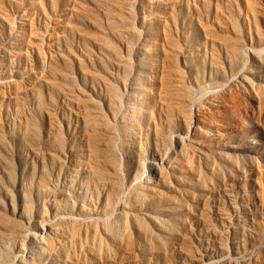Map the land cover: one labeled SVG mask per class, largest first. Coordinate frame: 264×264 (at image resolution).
Masks as SVG:
<instances>
[{
    "label": "rangeland",
    "instance_id": "rangeland-1",
    "mask_svg": "<svg viewBox=\"0 0 264 264\" xmlns=\"http://www.w3.org/2000/svg\"><path fill=\"white\" fill-rule=\"evenodd\" d=\"M88 113L99 148L160 154L151 188L110 194ZM0 215V264H264V0H0Z\"/></svg>",
    "mask_w": 264,
    "mask_h": 264
},
{
    "label": "bare ground",
    "instance_id": "bare-ground-1",
    "mask_svg": "<svg viewBox=\"0 0 264 264\" xmlns=\"http://www.w3.org/2000/svg\"><path fill=\"white\" fill-rule=\"evenodd\" d=\"M226 41H228V40H226ZM233 50H234V53L236 54L237 49L234 47ZM141 81H142V79L140 78V75H137L135 77L124 76L123 79L120 80L121 85L124 89L125 95L127 96V99L130 100L127 103L126 113L121 116V121L123 122V125L125 126V128L127 129V132H128L126 134L127 136L132 135L131 131L134 133V126L136 125V121L138 120V122H139V120L144 115V112L146 110L143 106L139 107L137 105L136 106L134 105L135 102L139 101L138 100L139 95H137V93L139 92ZM111 90H112L113 94H116L117 89L111 88ZM159 99L162 101L164 108L166 111H168V113L170 112V109L172 107L173 108L177 107V110H181L182 120H183L182 123H183L185 129L187 131H189L192 127L191 121H192L193 115L192 114L190 115V113H189L190 110H189V106H188L187 94H186L185 90L183 89V87L181 86L180 81L177 80L174 82V81L170 80L169 77H167L166 80L164 81V84L161 86V90H159ZM131 102L133 103V105L131 104ZM112 112H113V110H112ZM95 115L96 116H94V117H96L97 119L94 118L93 115L90 116L89 113L86 114V119H85V121L87 122L86 125L89 126L91 128L90 131H92L90 133L91 135H88V136H90L89 137L90 139L88 138L89 139L88 141L90 144V149H91V153H92L93 157L100 155V157L103 161V162L101 161V165L104 164L103 166H104L105 171L110 170L113 173V175H112L113 178L111 181L112 187H111V193L110 194H113L115 196V195H118L122 191L121 174L123 172L127 171L129 167H135L137 172L135 170L134 173L136 172L137 175L134 174L133 178L131 179L132 185L134 187V192L133 191H131V192H133V197L135 196L134 198H136L138 191H139V194H141L140 190L145 189V188L140 189L141 187H147V186L150 187L149 184L151 183L152 175H150V173H147V169L149 168V170L156 173V170L159 167L158 161H156V160H160V154L156 151H150L147 154V152H148L147 150L136 152V149H135L136 145H134L132 143L130 145H128V144L125 145L126 147H124V149L122 151V154L125 155V157L122 160L119 158V156H122V155L121 154L117 155L115 153V151L113 150V148H114L113 140L114 139L112 140V138H113L114 134H111L112 138L105 140L106 145L103 148H99V146H98V143H99L98 138L99 137L95 132L96 124L97 123L98 124L104 123L106 125V122L103 118H100L99 113H96ZM140 123H141V121H140ZM109 129H111V127ZM163 132L164 131L161 128L156 134L158 136L163 137L162 136ZM98 133H99V131H98ZM178 140H180V138L178 136L172 135L171 139L169 141L172 142V141H178ZM169 145H170V143H169ZM95 161H97V160H95ZM95 161H93V162H95ZM98 166L99 165H96L95 167L93 166L94 172L99 173V171H101L100 170L101 167H98ZM94 175H96V173H94ZM99 175H101V174H99ZM104 200H105V198H104ZM109 200L111 201V199H109ZM110 201H107V202H110ZM108 209L111 210L110 208H108ZM81 211L83 213L86 210L83 211V209H82ZM107 212H108V210H107ZM86 213L90 214V212H86ZM86 213H83V214H86ZM1 216L2 215H0V217ZM121 218H123V217H121ZM101 222H103V221H101ZM101 222H100V226L105 230H106V228L113 227V225L115 223L112 221H111L112 223H108V222L101 223ZM71 223H73V222H71ZM66 224H67V222H66ZM74 224L75 223H73V225ZM76 225L77 224H75V227H76ZM91 225H93V224H91ZM41 227H43V226H41ZM49 227L51 228V226H49ZM47 228H48V226H47ZM70 228H72V227H70ZM78 231H80V230H78ZM25 234H26V237H28L30 240H35V241H38L41 237L40 233H37V232H34V233L33 232L32 233L31 232H25ZM98 241H100L99 243H101V239H99ZM40 242H41V239H40ZM31 251H32V249H31Z\"/></svg>",
    "mask_w": 264,
    "mask_h": 264
}]
</instances>
